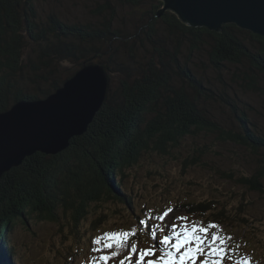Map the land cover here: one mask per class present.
I'll return each instance as SVG.
<instances>
[{
    "label": "trees",
    "instance_id": "obj_1",
    "mask_svg": "<svg viewBox=\"0 0 264 264\" xmlns=\"http://www.w3.org/2000/svg\"><path fill=\"white\" fill-rule=\"evenodd\" d=\"M67 1L0 0V112L46 98L85 65H100L109 77L107 100L86 134L0 178V264H13L6 240L32 215L66 216L76 243L87 232L80 235L81 224L111 204L157 216L169 235L192 227L213 235L226 223H245V193L264 194V115L253 104L264 102V37L235 25L191 27L170 11L159 15V0H94L90 14L99 20L76 16L69 30L58 19ZM228 71L230 87L219 88L213 79ZM239 152L259 162L252 168ZM157 160L163 169H154ZM176 161L178 179L166 171ZM226 161L247 172L226 169ZM194 171L220 177L188 187L205 188L207 198L176 185ZM154 179L159 208L141 204L143 184ZM151 233L139 237L153 240Z\"/></svg>",
    "mask_w": 264,
    "mask_h": 264
},
{
    "label": "rangeland",
    "instance_id": "obj_2",
    "mask_svg": "<svg viewBox=\"0 0 264 264\" xmlns=\"http://www.w3.org/2000/svg\"><path fill=\"white\" fill-rule=\"evenodd\" d=\"M67 2L69 3H62L64 4L62 8L57 5L61 11L58 19L61 18L62 22L68 23L70 28L67 29H71L70 22H74L76 16L86 18V20L81 19L82 22H87L91 17H96L99 20L97 16L90 14L93 3H95L94 0H69ZM45 9L47 12H52L51 8L47 9L45 7ZM47 16L48 14L45 12L43 17L46 18ZM125 20L128 22L125 27L128 28L134 18ZM133 25L134 23L131 26ZM203 62L205 68L208 67L207 62L205 60ZM229 74L230 71H228V74L218 76L220 78H215L216 80L213 79V81L217 83L219 88H222L224 83L229 88L230 86L224 80ZM210 78L212 79V76ZM113 80L114 77H112ZM114 86L115 82L112 84L113 88ZM59 88L62 87L59 86L56 90ZM233 89L239 92L238 89ZM247 96L252 101L250 95ZM243 99L246 101L245 97ZM216 100L219 101L217 98ZM261 102H259L260 104L254 103L257 107L254 113L259 112L264 115V102ZM12 107H15V104L0 112V114L8 112ZM215 107L217 105H212L211 110L216 114ZM87 131L88 129L84 134ZM36 153L49 155L38 150L25 156L21 164L11 165V159L17 157V154L10 151L5 154L2 150L0 152V167H3L5 163L11 166L7 171L6 169L2 170V176L12 168L21 166L26 158L35 156ZM239 154L247 159L252 168L259 162V158L257 159L250 153L239 152ZM231 164V162L226 161L221 166L226 169L235 168ZM164 167L165 163L162 160H157V166L154 169H163ZM235 169L237 174L238 171L247 172L241 164ZM180 170L181 165L176 161L170 164L166 171L168 174L172 172L175 179H178L177 173H180ZM167 177L169 178V176ZM219 179L218 175L212 176L211 172L194 171L187 175L183 181L177 182L176 185L187 188L190 191H188L189 195L198 194L204 199L209 196L205 188L199 190L188 187L199 183H216ZM155 181L154 179L144 183L143 185H146L147 188L145 189L143 186L141 194L138 192L143 197L141 204L146 203L145 205L149 208H152V206L153 208H159L162 204V197H159L160 188L154 186ZM139 182L142 183V180L139 179ZM245 197L243 208V211L247 212L245 223L240 221L239 223H236V221L232 224L226 223L219 226L221 231H217L213 235L204 232L202 227L200 229L203 232L197 231L194 235H192L194 229L182 234H178V232L175 234V236L177 235L175 238L177 249H184L193 253V258L188 264H217L216 260H220L222 257L227 259V264H264V194L259 197L256 193H245ZM100 213V215L89 217L81 224L80 235L83 229L87 232L79 243L74 242L72 239L69 219L62 214L60 215V221H50L46 218H38L35 215L25 218L26 224H18L6 240V246L9 251L11 248L12 256L15 257L13 264H177L170 257L160 254V252H163V246L168 247L167 239H163L162 244L154 247L158 242L156 237L153 236V240H145L139 237V235H142L143 230L147 228H151V234H153L154 232L157 233V229L164 225L157 216H147L143 209H139L138 213L131 215L117 207L116 204L109 205ZM99 220H102V222L98 227L89 228L91 221L95 223ZM147 233L149 232L147 231ZM75 249L76 252H74ZM68 253L70 254L67 255ZM154 255L158 256L153 257Z\"/></svg>",
    "mask_w": 264,
    "mask_h": 264
},
{
    "label": "water",
    "instance_id": "obj_3",
    "mask_svg": "<svg viewBox=\"0 0 264 264\" xmlns=\"http://www.w3.org/2000/svg\"><path fill=\"white\" fill-rule=\"evenodd\" d=\"M165 11L191 27L220 32L224 25L264 37V0H159ZM88 84V86H87ZM109 77L102 66L85 65L62 88L42 100L19 102L0 114V152H14L11 165L35 151L55 155L84 134L106 100ZM67 120L64 125L63 121ZM10 164L0 167L10 169Z\"/></svg>",
    "mask_w": 264,
    "mask_h": 264
},
{
    "label": "bare ground",
    "instance_id": "obj_4",
    "mask_svg": "<svg viewBox=\"0 0 264 264\" xmlns=\"http://www.w3.org/2000/svg\"><path fill=\"white\" fill-rule=\"evenodd\" d=\"M80 58V57H79ZM80 61V60H79ZM87 86H88V84H87ZM248 102V101H247ZM262 103V102H261ZM254 104V103H253ZM63 123H64V125H66L68 122H67V120H64L63 121Z\"/></svg>",
    "mask_w": 264,
    "mask_h": 264
}]
</instances>
